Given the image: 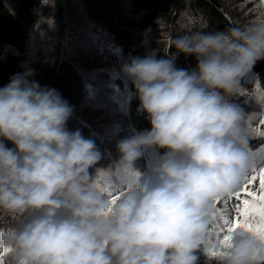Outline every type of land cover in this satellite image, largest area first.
<instances>
[{"label":"clouds","instance_id":"obj_1","mask_svg":"<svg viewBox=\"0 0 264 264\" xmlns=\"http://www.w3.org/2000/svg\"><path fill=\"white\" fill-rule=\"evenodd\" d=\"M173 45L172 57L151 51L121 68L151 128L118 141L114 168L136 177L144 149L167 151L115 204L90 179L101 153L67 130L73 108L59 91L30 80L31 71L0 88V212L23 216L9 237V264H199L219 247L208 239L213 203L236 190L250 166L245 113L230 98L264 60V3L257 0L246 24L186 33ZM178 53L194 56L196 68H177ZM214 258L258 264L264 242L237 229Z\"/></svg>","mask_w":264,"mask_h":264},{"label":"trees","instance_id":"obj_2","mask_svg":"<svg viewBox=\"0 0 264 264\" xmlns=\"http://www.w3.org/2000/svg\"><path fill=\"white\" fill-rule=\"evenodd\" d=\"M72 2L79 5L76 10L84 12L88 17L87 21L96 31L100 45L107 47L111 54L117 56V61L102 67L101 71L108 73L112 81L113 74L116 73L120 81L122 89H112L111 94L118 117L124 121L128 138L150 130L151 125L147 114L137 111L139 100L132 82L122 74V66L130 63L132 58L143 57L151 51H155L157 58L172 57L176 53L173 45L175 38L190 33L189 30L194 28L195 31L213 32L248 23L254 16L257 0H247L248 10L244 14L245 20L241 23L226 15L222 0H55L54 7L43 5L41 0H0V88L7 85L14 74L29 71L33 66V59L40 54L41 46L48 42V37L60 30L62 33L69 32L68 34L73 35L78 32L79 28L76 26L83 25V22L79 21L81 18L77 17L73 24L72 19L66 16ZM158 18L165 23L168 37L162 47L153 48L151 33ZM64 54L59 58L54 70L47 72L37 81L41 87L58 90L67 100L73 108V113L66 128L69 132L79 130L85 138L87 128L79 119L80 111L87 102H97L101 95L96 93L94 81L86 74L87 62L81 67L74 61L76 57ZM174 63L177 68L188 71L196 67L195 57L188 58L183 53L176 54ZM249 73L255 80L252 97L259 108H251L249 104L244 103L236 104L245 113L246 127L251 134L248 145L255 150L264 143V139L255 138V132L250 130L258 129L259 119L264 113V60L258 61ZM29 79L33 80L30 77ZM230 100L234 102L231 98ZM247 117H251V120ZM88 139L95 142L101 153L100 161L89 169L90 179L95 184L101 182L102 189L107 188L113 194L129 189L133 180L143 173L139 159L134 164L136 177L128 176L114 168V161L118 159L110 154L100 139ZM4 143L8 148H14L11 142ZM165 151L167 150L144 149L141 157L146 170ZM247 155L250 164L256 166L262 156L255 151ZM209 228H215L212 221ZM212 240L216 241L215 236ZM199 264H216V261L214 257L201 255ZM258 264H264V260L258 261Z\"/></svg>","mask_w":264,"mask_h":264},{"label":"rangeland","instance_id":"obj_3","mask_svg":"<svg viewBox=\"0 0 264 264\" xmlns=\"http://www.w3.org/2000/svg\"><path fill=\"white\" fill-rule=\"evenodd\" d=\"M221 3L227 16L237 20L239 23L245 20L244 14L248 10L246 7L248 4L247 0H222ZM71 4L72 6L69 8V12L66 16L72 19L71 22L73 24L76 18L80 17L81 19H79V21L83 22L82 27L76 26V28L79 29L74 35L72 33L68 34L69 32L62 33L60 30L57 32L60 35L56 33L48 37V39H46L48 42L41 46L40 54L36 59H33V66L29 69V71L32 72L30 78L37 81L42 79L47 72L54 70L53 68L56 67L63 53H65L64 55L76 57L74 61L81 65V67L84 66V62H87L85 63V65L88 66L86 74L94 81L93 84L97 87L96 93L101 95V97L97 102L93 100L87 102L80 111L79 119L87 128L85 138L88 139V137H93L100 139L110 154L119 159L120 154L117 151L116 145L121 139L127 138V132L124 128V121L119 118L120 116L118 117L119 114L112 101L111 91L113 89L112 86L118 87L120 83L118 81L112 84V79L109 74L101 71V68L104 67L103 63L107 62L109 59L108 53H106L100 45L96 37L97 33L87 21L88 17L86 14L80 10H76L79 7L77 3L72 2ZM154 25L151 33V47H162L163 42L166 41L168 37L165 23L158 18ZM195 30L196 28L191 31L189 30V32L191 33ZM187 57L189 58L190 56ZM99 63H101V65ZM254 88V79L246 75L241 80L236 95L231 97V99L235 103L249 104L251 108H259L258 103L255 101L254 97H252ZM248 133L251 135L249 130ZM261 164L262 163H260V165ZM250 187L252 188L251 185ZM225 200H227V205L224 203ZM237 205L238 200L236 198L229 199V195H227L218 207L225 208L227 215L234 216ZM21 219H23V216L18 215L13 217L0 212V230L2 233H5L2 234L0 232V247L6 246L2 240L10 242V234ZM0 254H2V248H0ZM11 254L12 253L4 256L5 264H9Z\"/></svg>","mask_w":264,"mask_h":264},{"label":"snow or ice","instance_id":"obj_4","mask_svg":"<svg viewBox=\"0 0 264 264\" xmlns=\"http://www.w3.org/2000/svg\"><path fill=\"white\" fill-rule=\"evenodd\" d=\"M264 3V0H261ZM251 120V117H247ZM255 132V138L264 139V113L261 114L259 119L258 129H251ZM255 151L262 155L264 158V143L260 144L257 149L253 150L249 145L246 148L247 153ZM249 171L251 174H249ZM249 171L244 178L243 183L239 187L229 194L230 198H236L238 205L235 208V215L230 216L226 214V209L218 207L221 199H217L213 203V213L211 216L212 223L215 224V228L208 229V239L212 240L215 236L219 245L218 249L212 250L208 253L210 257L223 256L226 254V250L230 247L231 233L237 229H243L247 232L254 234L261 242H264V164L259 166L250 164ZM256 184L255 189L250 185ZM100 189L99 184H96ZM102 193H107L110 197L112 204L119 199L123 191L118 194H113L107 188L100 189ZM227 205V200L224 201ZM2 254H0V264H5L4 256L12 253L10 246H3Z\"/></svg>","mask_w":264,"mask_h":264}]
</instances>
